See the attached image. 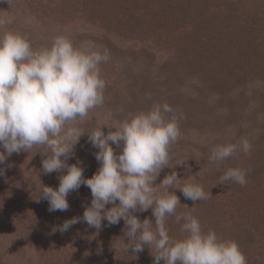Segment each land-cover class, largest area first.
Returning <instances> with one entry per match:
<instances>
[{
	"label": "rangeland",
	"instance_id": "374dc122",
	"mask_svg": "<svg viewBox=\"0 0 264 264\" xmlns=\"http://www.w3.org/2000/svg\"><path fill=\"white\" fill-rule=\"evenodd\" d=\"M0 16L11 18L0 34H23L35 49L64 35L108 51L100 65L104 103L89 112L84 130L168 103L182 117L181 135L169 149L173 166L160 171L156 186L172 172L180 186L201 185L206 200L170 189L180 199L177 212L192 211L204 231L236 241L247 264H264V0H0ZM242 138L249 153L238 151L219 167L210 162L215 145ZM122 148L113 144L117 154ZM42 150L34 146L0 164V264H154L149 246L128 251L123 219L104 220L99 230L83 221L90 188L70 192L67 211H49L40 189L58 188L66 169L45 174ZM97 151L86 131L67 163L90 178L100 167ZM230 167L247 170L244 186L219 183ZM134 214L154 226L151 208ZM73 217L80 222L61 231ZM166 227L173 239L186 235L175 216Z\"/></svg>",
	"mask_w": 264,
	"mask_h": 264
},
{
	"label": "clouds",
	"instance_id": "9594fccd",
	"mask_svg": "<svg viewBox=\"0 0 264 264\" xmlns=\"http://www.w3.org/2000/svg\"><path fill=\"white\" fill-rule=\"evenodd\" d=\"M11 23L10 17L0 16V27ZM107 50L90 42L80 45L64 35L53 38L50 47L35 49L23 34L5 31L0 34V164L13 153L31 151L44 146L42 170L45 174L66 169L58 188L46 186L40 196L49 203V211H67L68 194L81 185L90 188L92 200L85 208L83 221L101 229L102 221L109 225L125 221L129 238L128 251L134 253L149 246L154 264H247L238 243L222 239L215 231H204L192 211L177 212L181 204L175 191L180 188L192 201L208 199L203 187L195 183L178 184L176 172L166 175L157 187L160 171L170 164L169 149L180 135L182 118L168 104H154L147 111L131 115L120 122L105 123L94 130L81 125L89 112L104 103L106 82L100 65L109 60ZM105 125L114 128L107 134ZM98 149L100 162L97 172L84 177L79 164L67 163L70 154L85 132ZM123 145L117 154L113 144ZM248 139L238 144L215 145L209 157L217 167L238 151H251ZM0 174L3 170L0 169ZM247 170L227 168L219 183L235 182L244 186ZM118 201V203H116ZM112 203L111 208L106 205ZM152 209L151 219L141 220L134 213ZM169 216H175L186 233L173 239L166 227ZM79 217L64 222L61 231L79 223Z\"/></svg>",
	"mask_w": 264,
	"mask_h": 264
}]
</instances>
